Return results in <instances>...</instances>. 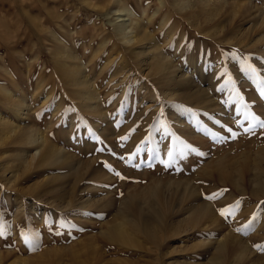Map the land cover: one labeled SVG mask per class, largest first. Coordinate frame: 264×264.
Here are the masks:
<instances>
[{
	"label": "rangeland",
	"instance_id": "374dc122",
	"mask_svg": "<svg viewBox=\"0 0 264 264\" xmlns=\"http://www.w3.org/2000/svg\"><path fill=\"white\" fill-rule=\"evenodd\" d=\"M184 1L0 0V264H264V0L217 2L209 25ZM130 9L193 84L125 42ZM41 137L66 160H41Z\"/></svg>",
	"mask_w": 264,
	"mask_h": 264
},
{
	"label": "bare ground",
	"instance_id": "6f19581e",
	"mask_svg": "<svg viewBox=\"0 0 264 264\" xmlns=\"http://www.w3.org/2000/svg\"><path fill=\"white\" fill-rule=\"evenodd\" d=\"M202 2H200L199 0L195 1V0H188V2H185L184 1V8L187 9V15L190 16L191 20L196 22L197 24H202V23H207L211 20H214V16L215 15V11L218 10V3H220V5L223 3V0H220V1H216V0H201ZM180 2H183V1H180ZM218 2V3H217ZM237 2V1H236ZM240 2V1H239ZM211 3V4H209ZM225 3V1H224ZM229 3V2H228ZM224 7H225V4H223ZM163 6V5H162ZM215 7L213 10L209 9L208 7ZM255 6H253L252 4H250L249 2H241V3H236V5L232 6L230 9H232L233 11V16L236 17V16H240L242 18H254L256 17L259 13L257 12L256 14L253 13V10H254ZM131 11H128L127 12V16L128 18L124 19L122 18L121 22V25H120V31L119 33H121L123 35V39L125 40V42H127L128 44H133V46H138L139 47V56H141L142 54H146L147 56V59L145 60L147 65H151L153 67V70H155L158 74L161 75V79L160 81H163V82H166V81H172V78L175 79V84H193V81H190L189 78H186L185 76H181L180 79H176L175 76H171V74L173 73L172 72V65L171 63L169 62L168 58L160 51V48L156 46V44L153 42L151 45L152 47H150L149 49H151L150 51L149 50H144V48L142 47L143 43L145 40H147L150 36V31L149 29H147L146 27L143 26V24L141 23V18H137L135 20H133V18L131 17V14H134V11L132 9H130ZM223 10V8H222ZM221 11V10H220ZM219 12V11H218ZM222 12V11H221ZM219 12V13H221ZM136 14V13H135ZM255 14V15H254ZM219 15V14H218ZM254 17H253V16ZM169 16V15H168ZM261 16H263L262 14L260 15V18ZM132 20H131V18ZM135 17V16H134ZM216 17V16H215ZM214 18V19H213ZM237 18V17H236ZM247 18V20H248ZM129 19L131 20V23H127L129 22ZM167 20V17H164L162 20H161V25H164V23L166 22ZM243 20V19H242ZM245 20V19H244ZM251 20V19H250ZM216 21V20H215ZM223 21V20H222ZM222 21H219L216 23V25H219L221 26L220 28L224 27V25L222 24L223 22ZM212 22V21H211ZM195 23V24H196ZM210 23V22H209ZM196 24V25H197ZM208 24V23H207ZM260 24V23H259ZM209 25V24H208ZM261 25H264V16L263 18L261 19ZM211 27V26H210ZM217 29L219 27H216ZM223 29V28H222ZM221 29V30H222ZM261 30H262V38L260 39V41H263L264 42V28H262L261 26ZM232 37V36H230ZM261 37V36H260ZM258 44V43H257ZM149 47V46H148ZM262 50V49H261ZM68 52V50H67ZM67 54V53H66ZM67 57V55H66ZM78 63V62H77ZM77 66V65H76ZM74 67V66H73ZM78 67V66H77ZM67 68V67H65ZM71 68V67H70ZM79 68V67H78ZM174 68V67H173ZM73 69V68H72ZM66 70V69H65ZM69 70V69H68ZM71 70V69H70ZM76 70V67L75 69ZM72 71V70H71ZM77 74V73H76ZM182 74V73H181ZM81 74H77L75 76H77L78 80H75L74 82V79H71L73 81L71 85V87L74 89L75 92V98L80 100L81 103H82V107L85 109V110H92V109H95L96 110V107L94 105L95 102H93L92 100H94L93 98H91L90 96L92 95L94 89L92 88V85L89 84V82H83L81 78H84V77H81L80 76ZM74 76V75H73ZM80 76V77H79ZM83 76V75H82ZM70 77V76H69ZM85 79V78H84ZM83 79V80H84ZM86 80V79H85ZM71 83V82H70ZM167 83V82H166ZM171 84V82L169 83ZM6 92V104L7 105H17L19 107V113H22V111H24L25 107L27 105H24V103L26 101L22 100V99H19L20 101H14L12 98V93L8 90H4ZM204 94V93H203ZM199 96V95H198ZM191 97V96H190ZM189 97V98H190ZM201 97V96H200ZM203 97V95H202ZM201 97V99H202ZM18 99V98H17ZM209 99V98H207ZM89 100V101H88ZM91 100V101H90ZM207 101V100H206ZM209 101V100H208ZM13 106V105H12ZM98 112V111H97ZM0 131H1V127H3V129L5 127H9L10 125V122L6 123L5 125H3V120L2 118H0ZM5 123V122H4ZM96 125V124H95ZM14 126V125H13ZM17 126V125H16ZM11 127L10 128V131H8L6 133V137H11V135L9 134L10 132L14 133L12 134V136H14V139L12 140L15 141V140H18L19 143H34L35 139H34V135L35 133L32 132V131H29L27 129V132H26V136L25 138L22 136L23 134H19L17 131H19V129L17 127ZM20 128V126H19ZM8 129V128H7ZM21 130V129H20ZM23 130V129H22ZM3 132V131H2ZM6 132V131H4ZM5 136V135H4ZM36 136V135H35ZM16 137V138H15ZM40 137V136H39ZM12 138V137H11ZM6 143V142H5ZM44 149H43V154H42V158L41 160H44V159H47L48 162H54V161H65L66 160V155L63 153V151H61V149L59 150L57 147H54L53 145H50L48 143H46V140L45 138L41 137V142H40ZM1 144V143H0ZM17 144V143H16ZM39 144V143H38ZM40 144V147L42 146ZM37 145V144H35ZM39 146V145H37ZM19 155V154H18ZM16 156V155H15ZM26 156V155H25ZM24 156V157H25ZM20 158V157H19ZM23 158V156H22ZM27 158V157H26ZM21 159V158H20ZM27 160V159H26ZM28 161V160H27ZM19 162V161H18ZM28 163V162H26ZM71 166V165H70ZM66 206V205H65ZM203 214V213H202ZM37 216V215H36ZM158 216L160 218H162V213L161 212H158ZM158 217V219H159ZM37 220L38 219H41V215H38L37 217ZM213 218V217H212ZM163 219V218H162ZM144 220V219H143ZM161 220V219H160ZM140 222V221H138ZM145 222V221H144ZM142 223V225L145 227V223ZM147 222V221H146ZM159 222V221H158ZM134 224H136V222H134ZM137 225V224H136ZM138 227H140L139 225H137ZM147 226V225H146ZM118 227V226H117ZM123 227V226H122ZM122 227L118 228V232L116 231V233H119V237L120 239H122L124 242L125 241H132L131 238H128L127 237V233L125 231V229H123ZM133 227V226H132ZM143 227V228H144ZM164 227V226H163ZM141 228V227H140ZM142 229V228H141ZM146 229V227L144 228ZM133 232V230H131ZM144 231V230H143ZM180 233V232H179ZM178 233V234H179ZM162 235V234H161ZM129 241V242H130ZM221 242V241H220ZM220 246V249L221 250H224V246L222 245H219ZM218 249V248H217ZM222 259V258H221Z\"/></svg>",
	"mask_w": 264,
	"mask_h": 264
},
{
	"label": "snow or ice",
	"instance_id": "6c2138e0",
	"mask_svg": "<svg viewBox=\"0 0 264 264\" xmlns=\"http://www.w3.org/2000/svg\"><path fill=\"white\" fill-rule=\"evenodd\" d=\"M261 126L264 127V121H261ZM125 139V138H122ZM139 151V150H138ZM135 155V154H133ZM216 198V194L210 195L207 197V199L212 200ZM233 206H229L228 209H221L220 212L222 215H225V217L227 218L230 215V211L229 209L232 208ZM237 231H239V229H237ZM257 248H260V245H256Z\"/></svg>",
	"mask_w": 264,
	"mask_h": 264
}]
</instances>
